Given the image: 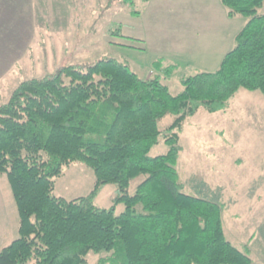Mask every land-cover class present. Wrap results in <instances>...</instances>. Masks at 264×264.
Returning <instances> with one entry per match:
<instances>
[{
    "label": "trees",
    "instance_id": "obj_1",
    "mask_svg": "<svg viewBox=\"0 0 264 264\" xmlns=\"http://www.w3.org/2000/svg\"><path fill=\"white\" fill-rule=\"evenodd\" d=\"M222 2L231 17L248 21L220 68L183 77L177 95L161 75L143 78L103 57L24 80L0 106V174L20 216L19 237L0 251V264H87L91 252L106 254L95 264H254L249 247L226 237L222 205L186 193L176 167L188 118L201 108L226 110L241 88L264 94V0ZM174 70L167 66L166 75ZM162 135L168 151L152 156ZM74 162L89 165L96 183L68 200L54 192ZM108 184L117 196L110 208L100 207L95 199ZM120 203L125 210L118 213Z\"/></svg>",
    "mask_w": 264,
    "mask_h": 264
},
{
    "label": "rangeland",
    "instance_id": "obj_2",
    "mask_svg": "<svg viewBox=\"0 0 264 264\" xmlns=\"http://www.w3.org/2000/svg\"><path fill=\"white\" fill-rule=\"evenodd\" d=\"M48 3L49 7H53L60 6L63 1ZM121 5L120 0H112L110 6L99 10L101 14L88 17L57 13L40 16V24H44L43 29H40L41 35L45 38L52 35L62 36L59 38V45L64 47L50 48L51 43L47 42V48H39L37 68L30 74L22 75V80L31 77L42 78L54 74L63 66L87 65L103 57L117 58L144 76L152 68L158 71L159 67L153 63L156 59L155 50L146 51L126 46L124 43H128V39L120 41V44L104 40L105 36H111L108 30L119 27L120 20L126 22L125 31L130 34L132 25L127 23L129 10H141L144 2L134 0L133 4H128L126 12L123 10L115 15L116 11L122 8ZM54 11L56 12L57 8ZM260 12L264 13V5ZM179 67L170 75L162 76V80L174 95L183 89L182 78L194 74L193 71L184 69V64ZM151 73L152 77L156 76L154 71ZM13 91L14 89H11L1 93V102H8ZM172 121V115L164 118L161 121V129L165 130ZM180 144L183 149L176 167L184 184V191L220 203L228 240L242 250L246 247L253 249V260L264 258V94L258 90L241 88L231 99L226 110L210 113L201 108L196 115L186 120ZM167 151L168 145L162 135L160 143L152 149L151 155L158 156ZM1 177L0 214L4 211L1 205L2 197L5 199L9 191L12 216L14 219L16 212L19 225L20 216L11 184L6 173ZM144 178L145 175H141L133 179L129 192L134 193ZM95 183L94 170L86 163L74 162L64 168L62 176L56 181L54 193L71 200L88 195ZM116 196L117 186L108 184L99 191L95 202L100 207L110 208ZM124 210V203L117 205L118 213ZM18 237L17 230L16 238ZM104 255L106 254L91 252L87 264H95L99 257Z\"/></svg>",
    "mask_w": 264,
    "mask_h": 264
},
{
    "label": "crops",
    "instance_id": "obj_3",
    "mask_svg": "<svg viewBox=\"0 0 264 264\" xmlns=\"http://www.w3.org/2000/svg\"><path fill=\"white\" fill-rule=\"evenodd\" d=\"M48 1L57 0H0V97L5 91L15 90L24 81L22 75L30 74L37 68L39 48H47V42L51 43L50 48L62 46L59 45L62 36L45 38L41 35L40 29H43L44 24H40V16L55 13L76 17L99 15V10L110 6L112 0H58L63 3L53 7H49ZM120 1L122 8L115 15L127 10L129 3L126 1L129 0ZM143 2L141 10H129L127 23L132 25L130 34L125 31L126 22L120 20L118 25L122 26V35H112V30H108L111 36L104 37L106 42L120 44V41L128 39L130 43H124L126 46L155 50L156 59L153 63L162 59L164 65L158 71L152 68L145 76L137 72L143 78L152 77V71L154 75L162 77L166 75L165 70L169 65L175 66L177 70L180 64H184V69L194 74L218 70L248 21L242 15L231 17L222 0ZM134 11L139 13L135 14ZM84 31L86 35L87 27ZM92 40L95 41L94 38ZM5 103L0 100V106ZM1 175L0 179L3 178ZM8 192L1 202L4 211L0 214V251L16 239V231H19L20 226L17 224L16 212L13 219ZM250 250L254 256L253 249ZM259 263L264 264L263 257L258 260L254 258V264Z\"/></svg>",
    "mask_w": 264,
    "mask_h": 264
}]
</instances>
